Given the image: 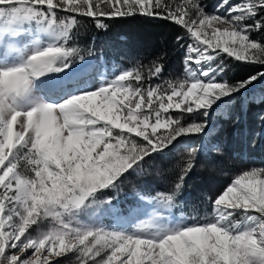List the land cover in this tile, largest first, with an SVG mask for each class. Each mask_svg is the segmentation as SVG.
Listing matches in <instances>:
<instances>
[{
  "label": "snow or ice",
  "instance_id": "6c2138e0",
  "mask_svg": "<svg viewBox=\"0 0 264 264\" xmlns=\"http://www.w3.org/2000/svg\"><path fill=\"white\" fill-rule=\"evenodd\" d=\"M206 8L0 0V264H264V166L198 203L182 197L211 114L264 86V0ZM137 16L179 29L180 78L162 79L157 61L98 73L93 51L75 46L84 21L107 29ZM241 64L246 74L229 77ZM178 145L175 179L154 194L134 189V213L123 214L124 182Z\"/></svg>",
  "mask_w": 264,
  "mask_h": 264
},
{
  "label": "trees",
  "instance_id": "16d2710c",
  "mask_svg": "<svg viewBox=\"0 0 264 264\" xmlns=\"http://www.w3.org/2000/svg\"><path fill=\"white\" fill-rule=\"evenodd\" d=\"M107 23V29H97L89 21L82 22L74 35L77 47L87 51L96 44L99 53H96L95 57L104 59L106 63L111 62V56H114L115 51L117 54L129 52L131 59L135 58L145 65L153 60L163 63L165 67L163 76L170 75L169 72L173 69L180 74L181 53L176 52L174 43L179 29L173 24L141 16L109 20ZM127 47L129 50L126 49ZM245 67L242 64L234 66L228 76L240 78L246 74ZM257 90L264 96V86L259 85ZM240 106V100L237 99L232 102L231 113L228 112V116L218 119L219 129L215 134L219 142L217 152L204 155L201 152L198 153L195 166L187 177L182 194L189 205L198 203L204 194H208L210 184L218 183V186L224 187L245 166H264V130L262 137L254 140L253 148L246 146L253 140L260 124L263 123L264 126V120H261L264 116V103L249 101L244 109H240ZM232 114L238 117L236 126H233L235 121ZM236 130L242 131L243 138L239 136L242 142L237 140ZM185 152L186 149L179 148L171 154L150 161L149 165H146L147 171L144 176H132L126 181L129 182V186L145 195L154 194V190H165L175 179L176 164L182 163L181 157ZM124 185L121 189L126 194L129 187ZM139 185L144 188H139Z\"/></svg>",
  "mask_w": 264,
  "mask_h": 264
},
{
  "label": "rangeland",
  "instance_id": "374dc122",
  "mask_svg": "<svg viewBox=\"0 0 264 264\" xmlns=\"http://www.w3.org/2000/svg\"><path fill=\"white\" fill-rule=\"evenodd\" d=\"M233 2H239V0H233ZM203 3L207 5L206 11L212 12L213 9H214V5L216 3H218V0H203ZM121 39H123V38H121ZM174 43H175L176 52L181 53V61H182V50L178 48V46L176 45V42H174ZM75 46H77V44H75ZM126 49L129 50L128 47ZM91 50L93 51L94 55L92 57H87L86 56V60H91L94 64L99 65L98 62L95 61L96 53H99V49H98V47H96V44H95L94 47L91 48ZM111 57H112L111 58V62L109 61L106 64V61H103L104 62V66H100L99 67L98 73L110 74L112 71H115L117 69V67H119V68L131 67L132 64H134V63H136L138 61L135 58L131 59L129 57V52H125V53H122V54H117V51H115L114 56H111ZM153 61H156V60H153ZM175 70L176 69H173L171 72H169L170 75L163 76L162 79L168 80V79L180 78L182 76V74H183L182 71L179 74ZM98 73H94L96 82H99V80L101 79V76ZM258 86H259V84H257L255 86V88L250 93H247V94H245V96L237 98V99L240 100V103L241 104H244V103L247 104V102H249L250 100L252 101V98H255V100H256L255 103H257L259 101V97L262 96L261 93L257 90ZM50 88H51L53 94H56L57 91L61 88V84L59 83V81H52L51 84H50ZM232 102H234V101H232ZM232 102H230L227 105H222L221 107L217 108L211 114L210 122H209L210 135L205 139V142H204L205 143V148L210 146V144L215 139L214 138L215 137V133H217V131L219 129L218 119L221 118V117H224V116H228V112L231 113L232 108H230V107L232 106ZM240 109H241V106H240ZM233 116H234V121H235L233 123V126H236V122L238 120V117L235 116V114ZM211 124H213V126ZM263 130H264V126H263V123H261L258 132L255 133L254 136H253V140L249 143V145H246V146H248V148H253L254 147V144H253L254 140H256L257 138L262 137V135H263L262 131ZM236 135H238V137L241 136V138H243L242 131L236 130ZM238 137H237V140L239 142H242L241 138L240 137L238 138ZM179 148L186 149L183 145H178L177 146V150H179ZM216 152H217V150H216ZM247 168H250V167H247V166L244 167V169H247ZM124 184H125L124 186H126L127 188L129 187V191L126 192V194H124L122 192V189L120 188L119 193H118V202H119V208L121 209L122 213L125 214V215H128L130 211L134 213V210H135V207H136V201H137L138 197L135 195L134 188L129 186V182L128 181H125ZM121 187H123V186H121ZM224 187H222L221 185L218 186V183L210 184L209 189L207 190L208 191V195H213L214 196L220 190H222ZM139 188H144V187L142 185H139ZM113 203H117V201L114 200ZM104 222L105 223H109L110 221L106 218Z\"/></svg>",
  "mask_w": 264,
  "mask_h": 264
},
{
  "label": "bare ground",
  "instance_id": "6f19581e",
  "mask_svg": "<svg viewBox=\"0 0 264 264\" xmlns=\"http://www.w3.org/2000/svg\"><path fill=\"white\" fill-rule=\"evenodd\" d=\"M58 85V84H57ZM58 87V86H57Z\"/></svg>",
  "mask_w": 264,
  "mask_h": 264
}]
</instances>
